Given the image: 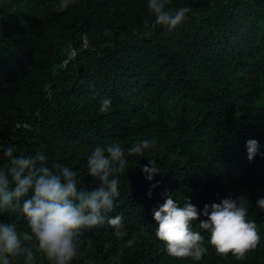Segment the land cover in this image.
Returning a JSON list of instances; mask_svg holds the SVG:
<instances>
[{"label":"trees","instance_id":"16d2710c","mask_svg":"<svg viewBox=\"0 0 264 264\" xmlns=\"http://www.w3.org/2000/svg\"><path fill=\"white\" fill-rule=\"evenodd\" d=\"M60 3L0 0V145L14 146L15 156L42 153L49 168L68 166L82 190L100 185L88 176L95 146L125 150L108 215L123 216L127 235L117 239L107 223L84 230L72 264H264L256 203L264 199V157L250 162L246 148L255 139L264 152V0H170L172 12L189 9L172 31L156 23L148 0H72L63 12ZM71 48L77 58L69 61ZM105 98L107 113L99 111ZM143 140L155 146L127 156ZM149 160L159 169L152 181L142 172ZM9 166L0 151V169ZM166 191L181 206L190 200L201 220L206 204L243 196L259 246L243 260L222 257L201 230L202 260L168 256L153 218ZM0 222L30 232L19 209L0 210ZM31 246L34 264H49Z\"/></svg>","mask_w":264,"mask_h":264},{"label":"clouds","instance_id":"9594fccd","mask_svg":"<svg viewBox=\"0 0 264 264\" xmlns=\"http://www.w3.org/2000/svg\"><path fill=\"white\" fill-rule=\"evenodd\" d=\"M72 0H61L57 11H65ZM170 0H148L149 11L159 25L169 31L179 26L189 12L179 8L175 12L167 9ZM112 101L105 98L100 112L107 113ZM155 140H143L127 149V156H143L145 150L155 146ZM247 158L254 161L257 155L264 157L261 145L255 139L246 142ZM3 156L9 158L7 170L0 169V210L22 211L29 231L18 232L14 224L0 222V264H34L32 242L44 254L49 264H72L79 255L84 230L93 229L107 223L114 229V236L123 239V216L110 217L116 199L120 195L117 178L128 166L125 150L119 143L97 145L88 157V176L100 181L93 190L78 187L76 171L56 163L52 168L44 163L46 157L37 153L33 157L15 156V147L0 145ZM144 166L142 172L148 181L159 173L155 161ZM11 176V180L9 179ZM157 185H153L155 188ZM31 191V196L25 199ZM149 191L148 196L151 197ZM163 204L153 209V218L158 224L155 236L164 244L163 251L176 259L191 258L200 261L207 252L205 237L201 230L210 234L208 243L222 257L229 254L243 260L261 242V235L254 221L248 218V208L244 197L229 196L219 203L206 204L203 209L205 219L197 207L187 199L181 206L173 199L172 193L165 192ZM257 206L264 210V199ZM199 221L198 230L193 222ZM133 239L125 242L132 247Z\"/></svg>","mask_w":264,"mask_h":264},{"label":"built area","instance_id":"2783aa9c","mask_svg":"<svg viewBox=\"0 0 264 264\" xmlns=\"http://www.w3.org/2000/svg\"><path fill=\"white\" fill-rule=\"evenodd\" d=\"M85 44L88 45V42H85ZM69 56V61L77 58V52L76 50H74V48H71V53L69 54Z\"/></svg>","mask_w":264,"mask_h":264}]
</instances>
